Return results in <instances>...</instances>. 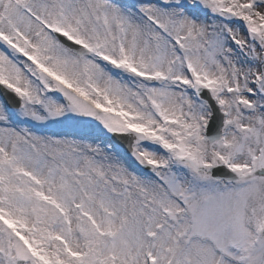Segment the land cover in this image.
<instances>
[{
    "label": "snow or ice",
    "instance_id": "6c2138e0",
    "mask_svg": "<svg viewBox=\"0 0 264 264\" xmlns=\"http://www.w3.org/2000/svg\"><path fill=\"white\" fill-rule=\"evenodd\" d=\"M0 264H264V0H0Z\"/></svg>",
    "mask_w": 264,
    "mask_h": 264
}]
</instances>
